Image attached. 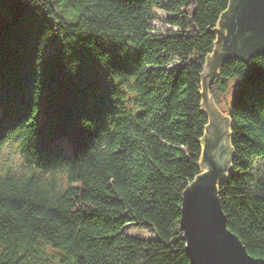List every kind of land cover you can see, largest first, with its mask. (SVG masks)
I'll list each match as a JSON object with an SVG mask.
<instances>
[{"label":"trees","instance_id":"16d2710c","mask_svg":"<svg viewBox=\"0 0 264 264\" xmlns=\"http://www.w3.org/2000/svg\"><path fill=\"white\" fill-rule=\"evenodd\" d=\"M67 2L76 24L52 0H0V150L22 155L0 175V264H191L182 200L202 173L204 67L230 0ZM155 10L179 31L154 33ZM209 94L229 96L227 225L264 259V54L224 63Z\"/></svg>","mask_w":264,"mask_h":264},{"label":"water","instance_id":"95a60500","mask_svg":"<svg viewBox=\"0 0 264 264\" xmlns=\"http://www.w3.org/2000/svg\"><path fill=\"white\" fill-rule=\"evenodd\" d=\"M6 18L0 10V24ZM215 49L207 57L203 75V110L209 117L203 144L202 173L185 190L180 228L191 264H264L254 258L239 237L229 230L218 192L231 170L230 119L209 94L218 69L228 60L248 62L264 54V0H230L217 28Z\"/></svg>","mask_w":264,"mask_h":264},{"label":"rangeland","instance_id":"374dc122","mask_svg":"<svg viewBox=\"0 0 264 264\" xmlns=\"http://www.w3.org/2000/svg\"><path fill=\"white\" fill-rule=\"evenodd\" d=\"M52 3L54 4L58 14L61 17H63L69 24H76L79 21L78 13L69 6L67 0H52ZM193 10L194 9H192L191 11L193 12ZM155 12L157 13V16L160 19H162V21L161 20H155L152 23L153 27L155 29L154 33H158V34L160 33L162 35H166L169 33H176L177 31H179L178 28L171 26V25H169L163 21L167 18H170L171 17L170 14L165 13L161 10H155ZM215 36L217 39V35H215ZM195 59L196 58L192 57L190 59V61H194ZM234 59H238V58H234ZM239 60H241V59H239ZM181 64L182 63L180 61H177V62L173 63V65H171V67H175V66L177 67V66H180ZM220 68L218 69L213 80L216 79V76H217ZM219 96H220L221 104H219V106H218L216 104L214 98L212 97L213 102L219 108V110L222 113L226 114L223 110V106H225L224 103H226L229 96L227 97V95H225V94L219 95ZM21 166H22L21 154H20V150H19L17 144L12 143V144L4 147L2 150H0V175L8 169L13 170V172H16L17 169L20 168ZM122 232L127 234V235H130V236H138V237H142V238H146V239L156 238V236L153 233L140 228L136 224H128L127 226L124 227Z\"/></svg>","mask_w":264,"mask_h":264}]
</instances>
